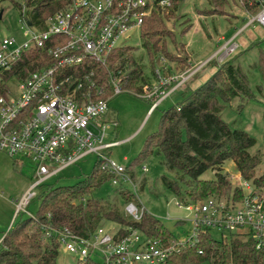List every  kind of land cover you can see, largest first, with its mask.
I'll return each instance as SVG.
<instances>
[{
	"label": "built area",
	"instance_id": "2783aa9c",
	"mask_svg": "<svg viewBox=\"0 0 264 264\" xmlns=\"http://www.w3.org/2000/svg\"><path fill=\"white\" fill-rule=\"evenodd\" d=\"M238 1L251 17L245 28L218 52L224 60L238 50L237 38L247 27L255 23L264 26V0ZM171 3L172 0H72L42 24L33 23L23 7L21 29L31 38L22 41L15 35L0 34V86L5 90L0 96V150L11 158L27 156L36 164L35 180L16 203V216L27 213L34 217L29 206L38 186L91 154H96L101 168L113 175V185L126 188L131 184V191L137 193L135 177L127 166L110 159L109 150L120 142L107 141L110 123L103 120L110 98L131 90L111 75V95L98 98L105 89L97 83L93 67L90 71L86 67L107 65L111 54L125 46L132 31L141 32L148 16L161 14ZM32 50L42 55L37 67L17 75V64ZM211 59L198 68L167 77L157 69L158 85H146L137 94L155 100L154 109ZM141 170L148 171V166H141ZM240 187L243 196L239 200L224 196L189 202L178 199L176 205L188 214L175 222H188L191 229L189 233L178 230L177 236L168 241L126 226H100L83 237L68 227L50 224L43 226L44 238L58 242L60 248L79 260L100 253L104 264H163L173 253L198 244L201 235L209 231L222 237L251 239L258 248H264V189H256L245 179ZM125 210L137 221L147 212L140 200L128 202Z\"/></svg>",
	"mask_w": 264,
	"mask_h": 264
},
{
	"label": "trees",
	"instance_id": "16d2710c",
	"mask_svg": "<svg viewBox=\"0 0 264 264\" xmlns=\"http://www.w3.org/2000/svg\"><path fill=\"white\" fill-rule=\"evenodd\" d=\"M10 1L13 7H26L31 21L42 24L49 15L64 8L72 0H24L25 4L17 0ZM230 1L234 0H208L216 9H221ZM163 21V17L155 12L146 18L141 28L143 47L151 59L153 74L157 78L156 56L160 53L169 55L166 40L162 39L163 35L167 36ZM236 52L222 62L211 59L206 65L213 64L217 70L198 87L192 89L189 83L197 78L205 66L174 91L185 87L190 90L182 104L163 111L159 129L147 137L142 151L127 167L133 176V166L141 165L152 155L158 154L164 157L166 167L176 173L174 179L163 175L162 183L180 199L189 202L211 196H226L239 200L243 196V189L233 186L222 173H216L214 179L201 178L206 171H217L226 161L233 160L245 180L256 189H264V169L257 174L261 155L250 151L257 143L256 138L245 130L234 128L222 117L225 104L234 98L251 100L255 96L249 72L236 62ZM41 58L39 51H28L17 64L15 73L21 76L27 74L28 70H34ZM178 62L186 68L190 65L188 56ZM92 67L97 83L105 89V93L98 98L111 95L113 87L108 82L111 75L120 78L124 88L136 92L142 91L146 85H154L150 77L144 74L130 45L117 48L107 65L92 64L87 65L86 69L90 71ZM251 67L257 69L264 79V49L261 48L259 61ZM257 89L262 92L264 88L258 85ZM4 93V88L0 86V96ZM100 165L97 161V167L91 174L72 185H54L49 183L52 178L41 183L33 198L40 200L34 217L21 216L19 219L24 214L20 213L5 233L0 247V264H57L60 245L44 238L43 226L48 224L68 227L83 237L95 232L104 220L127 228H137L149 237H161L165 241L177 236L170 225L148 212L137 221L122 214L114 204L92 197L95 190L113 177ZM182 184L186 185L185 191ZM118 192L126 202L139 203L137 194L131 190ZM181 222L176 221L175 225ZM207 261L211 264H264V248H258L251 239L234 236L216 238L209 231L201 235L198 244L173 253L163 264H202ZM78 264H104V260L90 256L87 260H79Z\"/></svg>",
	"mask_w": 264,
	"mask_h": 264
},
{
	"label": "rangeland",
	"instance_id": "374dc122",
	"mask_svg": "<svg viewBox=\"0 0 264 264\" xmlns=\"http://www.w3.org/2000/svg\"><path fill=\"white\" fill-rule=\"evenodd\" d=\"M17 1L25 4L24 0ZM220 8L216 9L208 0H172L171 6L161 12L164 30L167 34V36L163 35L162 39L166 40L169 55L158 54L155 66L164 73L163 76L167 77L174 73L185 72L190 68H198L201 63L204 64L213 57L220 62L224 60L218 52L234 35L245 28L251 15L245 11L238 0L230 1L229 4ZM1 10H4V19L0 20V34L15 35L22 41L29 40L30 34H24L21 29L20 9L13 7L10 0H2ZM129 36L131 37L124 41L125 46L133 47V54L144 69V74L150 77L151 83L158 85V78L153 74L151 59L143 47L141 32L135 30ZM222 36V40L219 41ZM237 43L239 48L235 56L236 62L249 72L255 96L251 100L242 97L234 98L225 104L222 117L234 128L245 130L256 138L257 143L250 151L261 155L262 160L257 167V174H260L264 169V89L261 92L257 86L261 85L264 88V79L261 73L257 69H253L251 65L259 61L261 48L264 49V26L259 23L250 25L238 36ZM217 53L218 55H216ZM185 56H188L190 61L188 68L178 62ZM216 70L217 67L213 64L205 65L197 78L189 83L190 87L192 89L198 87ZM186 90L185 87L174 92L154 109L152 108L153 100L139 96L133 90L112 96L109 100V109L103 116V120L110 123L107 130V141L120 143L109 150L110 159L120 165L130 167L142 151L147 137L159 129L163 111L182 104L190 92L189 89ZM97 161L99 160L96 154L88 155L63 170L49 183L54 185L75 184L94 171ZM143 165L148 166V171L142 172L141 166ZM132 169L136 188H138V194H136L141 204L146 207L147 212L170 225L175 232L179 230L189 233L191 226L188 222L175 225V219L184 218L188 212L176 205V201L180 197L162 183L163 175H167L171 179L176 177V173L166 167L164 157L158 154L152 155L141 165H135ZM35 170L36 164L31 158L27 156L11 158L6 152L0 150V192L2 193L0 196V239L10 229L14 220L13 217L10 225L7 226L5 217L11 215L9 201L13 198L19 201L22 198L20 189L25 180H28V184L31 186L35 180ZM218 172L225 175L233 186H241V180L244 178L233 160L226 161L217 171H206L201 178L214 179ZM125 187L115 186L111 181H108L95 190L91 196L105 203L114 204L122 214L126 215L125 206L128 202L118 190H133V186L127 184ZM181 187L185 191L186 185L182 184ZM37 193L38 191H36ZM39 201V199H33L29 206L33 214L39 207ZM21 216H29V214L24 213L20 215L19 219ZM102 224L106 228H122L108 220H104ZM214 234L216 238H221V234ZM59 251L57 264L79 263L78 257L64 247H61ZM95 257L103 261L100 253ZM202 264L211 263L207 261Z\"/></svg>",
	"mask_w": 264,
	"mask_h": 264
},
{
	"label": "crops",
	"instance_id": "0c3cea01",
	"mask_svg": "<svg viewBox=\"0 0 264 264\" xmlns=\"http://www.w3.org/2000/svg\"><path fill=\"white\" fill-rule=\"evenodd\" d=\"M222 38H223V36L219 38V41H221ZM28 183H29V181H28V180H25L24 183H23V187L20 189V191H21V195H22V196H23L24 194H26L27 191L30 189V185H29ZM17 202H18V199H14V198H13L11 201H9V208H10V210H11V215H10V217H8L7 215H6V217H5V218H6V224H7V226L10 225V223H11L13 217H14V220H15V218L17 217V216H16V210H15V209H16V206H17V204H16ZM14 210H15V211H14ZM14 212H15V213H14ZM14 220L12 221L11 226H12ZM7 226H6V228H7ZM11 226H10V228H11ZM4 236H5V235H4ZM3 238H4V237H3ZM3 238L0 239V242L3 241Z\"/></svg>",
	"mask_w": 264,
	"mask_h": 264
},
{
	"label": "water",
	"instance_id": "95a60500",
	"mask_svg": "<svg viewBox=\"0 0 264 264\" xmlns=\"http://www.w3.org/2000/svg\"><path fill=\"white\" fill-rule=\"evenodd\" d=\"M3 13H4V10H1V11H0V20H1L2 17H3Z\"/></svg>",
	"mask_w": 264,
	"mask_h": 264
}]
</instances>
